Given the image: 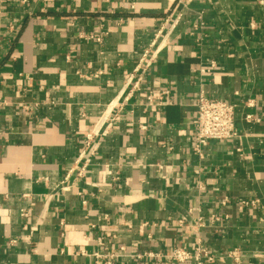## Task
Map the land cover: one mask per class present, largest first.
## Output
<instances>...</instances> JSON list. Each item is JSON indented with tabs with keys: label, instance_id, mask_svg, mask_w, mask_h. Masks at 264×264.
<instances>
[{
	"label": "crops",
	"instance_id": "0c3cea01",
	"mask_svg": "<svg viewBox=\"0 0 264 264\" xmlns=\"http://www.w3.org/2000/svg\"><path fill=\"white\" fill-rule=\"evenodd\" d=\"M163 91L170 104L146 100ZM199 92L234 105L237 131L201 157ZM108 114L78 178L85 136ZM197 239L212 264H236L234 249L237 264H264V0H0V264H92L120 246L112 264H176L135 255Z\"/></svg>",
	"mask_w": 264,
	"mask_h": 264
},
{
	"label": "built area",
	"instance_id": "2783aa9c",
	"mask_svg": "<svg viewBox=\"0 0 264 264\" xmlns=\"http://www.w3.org/2000/svg\"><path fill=\"white\" fill-rule=\"evenodd\" d=\"M181 13H174L171 24L169 25V30L171 31L181 20ZM167 22V21H166ZM165 22V23H166ZM203 23L201 22L197 27L202 28ZM86 39L94 40L97 43L102 42V33L98 35H90ZM165 39H163L164 41ZM155 43V42H154ZM160 46H157L156 50L149 55L147 53L143 54L138 60L134 71L126 80V95L124 101L128 98L133 97L137 92H140L142 89V82L144 76L147 73L149 67L151 66L152 60L156 57L160 51ZM216 63L214 61L208 62L207 68H200L199 73L205 74L210 72V70L215 69ZM168 96L167 91L160 92L154 97L146 96V100L149 103L153 101L156 102L155 106L160 109L163 106L170 104L166 97ZM249 105V103H248ZM115 106V105H114ZM113 105L111 106L114 107ZM195 134L191 142V150L193 153L199 157L203 156L202 149L205 145L214 141H230L237 135L235 118H234V105L217 100L210 99L205 96L203 92H199L196 95L195 102ZM252 116L247 115L246 120H251ZM106 121H111L110 114L106 115L102 120H100L91 132H89L83 141L82 150L76 160V168L74 170L77 172V177L82 178L86 169L88 168L91 160L96 156L98 147L100 144V138L107 135V129L110 126V123L107 124L108 127L104 128ZM104 128V129H103ZM73 171V170H72ZM72 171L68 172V177ZM110 174V172H107ZM226 200L221 202V205H225ZM243 205H254V202H242ZM22 216H27L24 211H21ZM214 219V217H212ZM216 219V218H215ZM199 226H202V219H199ZM181 223V222H180ZM126 250L123 246L118 248V253H110L106 255H99L98 253L93 254L92 264H100L99 260L105 258L103 264H112L114 260L121 257L127 256L125 254ZM79 255H85L83 250H79ZM241 252L239 250H231L227 253V257L230 258L234 263L240 262ZM137 259L147 257L151 259H164L174 262L176 264H189L193 262L194 264H212L215 261V258L202 247L200 240H196L192 248H186L180 245L172 247L168 252H152L146 251L142 254L135 255Z\"/></svg>",
	"mask_w": 264,
	"mask_h": 264
}]
</instances>
